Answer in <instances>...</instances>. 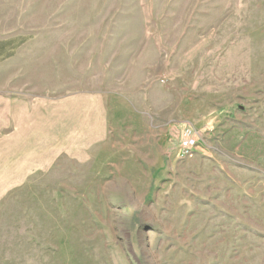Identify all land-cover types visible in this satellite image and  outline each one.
<instances>
[{
    "label": "rangeland",
    "instance_id": "obj_1",
    "mask_svg": "<svg viewBox=\"0 0 264 264\" xmlns=\"http://www.w3.org/2000/svg\"><path fill=\"white\" fill-rule=\"evenodd\" d=\"M10 38L21 95L98 94L108 135L1 195L0 264H264V0H0Z\"/></svg>",
    "mask_w": 264,
    "mask_h": 264
},
{
    "label": "crops",
    "instance_id": "obj_2",
    "mask_svg": "<svg viewBox=\"0 0 264 264\" xmlns=\"http://www.w3.org/2000/svg\"><path fill=\"white\" fill-rule=\"evenodd\" d=\"M16 40H0V78L5 77L0 86V197L32 175L49 171L61 158L84 163L108 135L98 94L55 100L21 95L17 84L24 78V43Z\"/></svg>",
    "mask_w": 264,
    "mask_h": 264
},
{
    "label": "built area",
    "instance_id": "obj_3",
    "mask_svg": "<svg viewBox=\"0 0 264 264\" xmlns=\"http://www.w3.org/2000/svg\"><path fill=\"white\" fill-rule=\"evenodd\" d=\"M198 134L193 127H187L181 135L178 143L177 156L185 159L189 158L194 149L198 146Z\"/></svg>",
    "mask_w": 264,
    "mask_h": 264
}]
</instances>
